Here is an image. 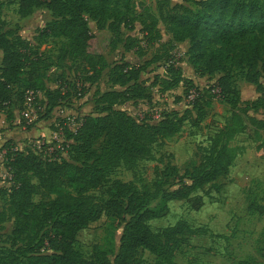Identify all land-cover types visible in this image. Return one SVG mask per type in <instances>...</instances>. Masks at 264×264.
<instances>
[{
    "label": "trees",
    "instance_id": "16d2710c",
    "mask_svg": "<svg viewBox=\"0 0 264 264\" xmlns=\"http://www.w3.org/2000/svg\"><path fill=\"white\" fill-rule=\"evenodd\" d=\"M37 9L51 12L52 20L38 31L35 44L14 30L4 32L0 27L1 112L9 117L14 110L21 112L28 92L45 97L47 114L69 97L62 86L56 90L45 86L49 64L40 47L49 39L65 41L60 65L67 60L79 63L81 69L75 70L77 79L92 86L109 70V82L120 90L96 94L95 103L102 108V115L86 116L75 130L63 128L69 159L43 158L34 151L20 150L11 141L3 145L10 187L0 188V197L6 199L11 213L0 210V227L13 218L14 228L11 248L0 250V264H146L142 252L153 255L156 264H176L175 254L187 238L204 230L179 221L154 232L150 223L165 217L171 202L185 201L196 211L204 206L203 196L197 193L227 178L234 166L238 149L231 143L247 129L242 116L233 115L231 123L220 129L200 163L191 170L182 172L170 165L162 170L155 168L151 187L113 180L120 167L133 171L139 161L151 158L154 146L177 137L191 119V110L183 115L165 114L152 123L116 109L123 103L150 102L158 77L152 84L143 82L145 68L124 59L110 67L98 47L89 21L117 37L121 27L127 25L128 12L114 0H20L17 12L21 18H28ZM163 22L174 42L189 43L188 60L199 76L221 74L212 91L218 90L215 95L232 109H238L241 101L234 86L235 69L245 73L244 79L255 85L258 93H264V0H201L195 8H174ZM143 25L150 41L161 38L157 19L150 24L143 20ZM118 41L110 38L109 47L116 49ZM133 47L125 44V51L130 52ZM159 81L172 86L180 82L178 78ZM194 93L198 98L193 110L198 108L195 105L201 95L199 90ZM263 99L261 96L246 103L242 113L261 108ZM198 113L193 121L195 127L205 116L200 108ZM103 189L106 199L99 201L91 195ZM158 201L162 207L153 209L152 204ZM103 215L119 220L129 218L113 261L98 246L89 258L77 248L78 234ZM238 264L256 262L247 259Z\"/></svg>",
    "mask_w": 264,
    "mask_h": 264
},
{
    "label": "rangeland",
    "instance_id": "374dc122",
    "mask_svg": "<svg viewBox=\"0 0 264 264\" xmlns=\"http://www.w3.org/2000/svg\"><path fill=\"white\" fill-rule=\"evenodd\" d=\"M198 1L201 0H114V4L129 15L127 25L121 27L119 37L108 29L99 30L95 22L89 21V28L97 37L98 47L110 67L124 59L134 66L145 68L142 73L143 82L152 84L158 77L150 102L123 103L116 106V109L124 110L140 121L152 123L165 114L177 112L183 115L191 110V119L184 124L177 137L154 146L151 158L139 161L133 171L120 167L112 179L124 183L134 182L138 187H151L155 182V168L162 170L170 165L182 172L191 170L195 163H200L201 156L220 129L231 123L234 114H240L247 129L231 143L232 147L238 149V156L230 175L197 193L204 199V206L200 210L191 209L185 201L171 202L167 215L152 221L150 225L154 232H158L179 221H185L193 228L204 230V233L187 238L175 254L176 264H238L247 259L254 260L256 264H264V212H260L264 209V102L261 108L242 113L247 108L246 103H253L261 96L264 98V93H258L256 86L244 79L245 73L235 69L234 86L240 92L241 101L239 108L234 110L220 96L215 95L218 90L212 91L221 74L201 77L194 71L188 60L189 43L174 42L163 21L174 8H195ZM19 2L0 0V27L4 32L14 30L35 44L34 37L38 31L52 20L51 12L37 9L30 17L21 18L17 12ZM154 18L159 21L161 38L150 41L143 20L150 24ZM110 38L119 40L114 50L109 47ZM125 44L133 45L132 51L126 52ZM64 45L62 39H49L41 45L40 51L46 64H49L45 86L50 90L62 86L63 93L69 94V97L47 114L46 99L38 93L34 95L32 105L23 104L19 117L22 128H28L31 135L15 142V145L20 150L34 151L43 158L59 156L69 159L63 128L66 126L75 130L86 116L102 115V108L95 103L96 94L120 90L109 82V70L92 86L77 79L75 70L81 69L79 63L67 60L60 65V51ZM169 78H178L180 82L172 86L159 81ZM261 82L264 86V77ZM196 90L201 95L195 106L205 115L197 127L193 121L199 117V113L198 108L193 110V102L198 96L190 97ZM2 187H10L3 175L0 176ZM219 187H222L221 191L216 192ZM105 193L106 189H103L91 195L102 201L106 199ZM35 201L38 202L39 198L36 197ZM161 207L160 201L152 204L153 209ZM3 209L11 213L6 199L0 197V210ZM128 220L103 215L78 234V250L85 258H89L93 248L98 246L113 261L119 252L120 240ZM13 228V218L0 227V250L11 248ZM141 257L146 264H156V258L148 252H142Z\"/></svg>",
    "mask_w": 264,
    "mask_h": 264
},
{
    "label": "crops",
    "instance_id": "0c3cea01",
    "mask_svg": "<svg viewBox=\"0 0 264 264\" xmlns=\"http://www.w3.org/2000/svg\"><path fill=\"white\" fill-rule=\"evenodd\" d=\"M0 53L2 61L3 54L1 51ZM20 115L21 112L18 110L13 111L12 117H9V115L7 116L4 111H0V176L3 175L6 180L8 178V172L4 165L5 151L2 150L3 145L7 141H11L15 144V142L17 143V141H20L21 139L26 137L28 138L31 135V133L27 131L28 128H22V123L20 122L19 118ZM2 141H5V143L1 144Z\"/></svg>",
    "mask_w": 264,
    "mask_h": 264
},
{
    "label": "built area",
    "instance_id": "2783aa9c",
    "mask_svg": "<svg viewBox=\"0 0 264 264\" xmlns=\"http://www.w3.org/2000/svg\"><path fill=\"white\" fill-rule=\"evenodd\" d=\"M34 93L33 92H28L27 95H26V99H25V104L26 106H30L32 105L33 101H34ZM190 97H195V93L193 92L192 96ZM27 112H25L26 114Z\"/></svg>",
    "mask_w": 264,
    "mask_h": 264
}]
</instances>
